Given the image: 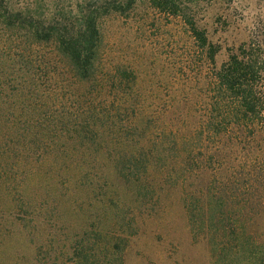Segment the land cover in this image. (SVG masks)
Returning a JSON list of instances; mask_svg holds the SVG:
<instances>
[{"label": "trees", "instance_id": "1", "mask_svg": "<svg viewBox=\"0 0 264 264\" xmlns=\"http://www.w3.org/2000/svg\"><path fill=\"white\" fill-rule=\"evenodd\" d=\"M67 1L0 0V233L63 207L86 226L74 261L124 264L129 214L203 178L182 207L211 264H264V0L244 34L217 41L197 0H148L183 21L210 66L194 95L171 100L127 65L104 66L102 20L139 0Z\"/></svg>", "mask_w": 264, "mask_h": 264}, {"label": "rangeland", "instance_id": "2", "mask_svg": "<svg viewBox=\"0 0 264 264\" xmlns=\"http://www.w3.org/2000/svg\"><path fill=\"white\" fill-rule=\"evenodd\" d=\"M197 1V16L209 28L213 41L244 34L261 10L258 0ZM227 22L232 29L223 36ZM100 27L105 69L113 74L116 67L127 65L135 70L140 86H158L153 95L169 100L184 90L194 95L193 87L200 85L210 67L183 21L158 11L148 0H139L127 15L105 18ZM164 84L170 87L168 93L161 89ZM202 179L179 181L163 191L161 207L151 214L146 208L131 207L134 213L129 215L135 218L132 227H125L124 264H211V244L197 235L198 227L190 223L182 207L184 188L198 189ZM31 212V220L13 222V233H0V264H80L73 260L72 248L86 227L82 213L63 207Z\"/></svg>", "mask_w": 264, "mask_h": 264}]
</instances>
